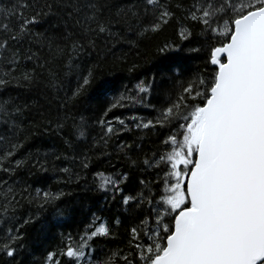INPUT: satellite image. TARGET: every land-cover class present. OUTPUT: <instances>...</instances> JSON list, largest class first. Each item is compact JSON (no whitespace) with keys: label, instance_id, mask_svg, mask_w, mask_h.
<instances>
[{"label":"snow or ice","instance_id":"1","mask_svg":"<svg viewBox=\"0 0 264 264\" xmlns=\"http://www.w3.org/2000/svg\"><path fill=\"white\" fill-rule=\"evenodd\" d=\"M174 20L178 40H165L157 53L196 54L203 60V71L187 79H181V72L171 77V89L158 93L155 77L139 79L105 101L96 121L102 134L93 148L101 143L107 148L113 137L131 130L119 116L115 124L105 119L129 103L156 113L148 120L130 117L137 129L167 130L152 158L141 162L128 157L130 167L142 163L162 173L156 191L153 182L140 179L135 195L124 194L125 172L99 171L94 176L96 189L111 191L113 200L119 197L137 221L128 229L127 251L117 248L97 259L93 242L113 237L114 232L93 214L78 238L62 235L60 244L37 264H264V0H192L187 5L134 0L126 6L110 0H13L7 7L0 5V90L12 84L31 88L46 79V88L65 93L58 106L62 114L58 111L54 121L43 112L37 121L34 105L17 102L16 97L0 99V222L6 225L0 227V264H21L16 257L26 247V226L37 222L41 212L52 209L56 216L71 215V205L61 207L70 193L33 189L13 179L19 170L47 173L50 166L67 177L57 183L78 184L80 172L58 167L55 161H78L81 171L90 167L87 152L75 154L86 126L83 117L81 124L75 123L69 105L77 104L89 89L94 88L100 99L112 87L98 79L99 62L85 67L76 58L100 42L108 52L122 42L135 45L160 34ZM197 26L203 39L194 41ZM126 33H133L137 41ZM173 66L178 62L170 58L169 71ZM135 69L133 64L127 71ZM69 75L75 78L74 86L66 79ZM154 93L159 107L153 103ZM69 120L73 125L64 143L73 155L52 153L50 161L49 153L41 155L37 149L16 158L39 130L59 134L68 129ZM132 147L120 143L116 150L127 156ZM25 204L37 212L22 219L18 212ZM114 223L119 228L120 218Z\"/></svg>","mask_w":264,"mask_h":264},{"label":"trees","instance_id":"2","mask_svg":"<svg viewBox=\"0 0 264 264\" xmlns=\"http://www.w3.org/2000/svg\"><path fill=\"white\" fill-rule=\"evenodd\" d=\"M13 0H0V5L5 7L9 6ZM116 4L126 6L134 0H110ZM173 3L181 2L185 5L190 4L192 0H172ZM177 17H181L182 13L177 11ZM47 25H45L46 27ZM187 26V25H186ZM38 30H43L38 29ZM178 32V25L174 20L168 25L163 32L152 38L140 39L135 45L130 43H119L112 49L111 52L107 51L103 42H100L95 50H88L76 58V62L83 64L85 67L91 64H97V77L101 80L111 82L112 90L107 93L105 97L96 99L95 91L89 89L87 95L83 96L80 101L74 106L69 105V111L75 118L77 125L81 124V117L86 126V135L82 140L77 141L76 155L85 151L91 157V163L88 170L81 171L78 167V161L72 162L69 160L55 161L58 167H70L75 172H80L81 180L79 183L65 184L67 177L60 172H52L49 166L47 173L38 172L36 169H21L18 175L13 179L22 183L30 184L33 189L40 187L44 189L51 188L53 191L63 190L70 195L64 198L65 205H71L70 216H56L52 209L40 213V219L31 226H26V247L19 251L16 257L21 264H37L41 260L42 255L46 254L47 250H52L57 247L61 242V236L71 234L78 238L79 234L85 229L93 218V214L101 217V221H106L113 229L114 236L104 239L99 238L93 242L95 249L94 255L97 259L104 258L110 254L112 250L123 248L127 251V237L128 229L133 223L137 222L133 219V214L129 211L128 206L121 203L119 197L116 200L112 199L113 193L101 192L96 189L94 176L96 172L103 171L105 174H110L115 171L128 173V180L122 187L124 194H133L140 190L139 180L153 182V191H156L155 182L162 178V173L158 175L159 170L155 168L146 169L142 163L138 166L130 167L131 157L133 160L143 161L145 158H152L154 152L160 149V142L167 135V130L157 127L156 129H137L133 124L130 117H138L144 120L152 119L156 113L151 109H145L142 106L128 104L125 108H119L109 113L106 120H112L115 124V117L125 119L126 123L130 126V131H122L118 137H113L109 142L107 148H104L102 143L93 148V143L99 140L102 134L100 126L96 121L102 116L101 107L105 101H111L114 96H118L124 91L125 86L132 88L139 79H151L155 77V84L157 93L161 88L171 89L173 82L171 77L178 76L181 72L184 75L181 79H187L197 72L203 71V60L196 54H189L187 51H178L167 54H158L157 48L167 39H176L174 33ZM199 27L193 29V40H202L203 37L198 35ZM129 40L137 41V37L133 33H126ZM115 43V41H113ZM107 47H111L109 44ZM186 49L189 47L187 42L183 43ZM48 50L45 48L44 55L47 56ZM116 57H120L119 60ZM170 58L178 62L179 66H173L169 71ZM43 62V61H41ZM64 64L67 63L65 59ZM136 65L133 73L127 71L128 68ZM29 68L34 67L29 63ZM62 67V66H61ZM39 73L41 70L36 69ZM64 68L60 75L64 77ZM46 77V72H45ZM67 80L75 85V78L72 75L66 77ZM46 79L40 81L38 84L27 87H18L15 84L10 85L7 89L0 90V99L8 97H16L17 102H26L29 105H34V115L39 121V113L43 112L45 116L53 121L58 115V106L61 103L60 97L65 95L64 91L57 93L51 88H46ZM153 103L159 107L158 95L156 93L152 96ZM139 122V121H138ZM73 121L69 120L68 129L56 134L55 131L39 130V134L33 136L26 144L25 147L20 149L17 159H21L28 155L29 152L35 154L37 149L39 153H49V160L54 161L52 153L57 155L63 152L65 155H73L71 149L64 143L68 138V130L72 128ZM119 127V125H116ZM55 125H52L54 129ZM120 143H127L132 145L131 150L127 151V156L124 153H118L116 145ZM139 144L137 148L135 145ZM104 153H108L105 155ZM113 165L115 167H113ZM138 211V210H137ZM37 209L35 206L29 207L27 204L21 208L18 215L21 218H26L29 213L35 214ZM143 216V213H140ZM120 218L121 225L119 228L115 226V219ZM52 225H56L52 227ZM0 227H6L0 222Z\"/></svg>","mask_w":264,"mask_h":264}]
</instances>
